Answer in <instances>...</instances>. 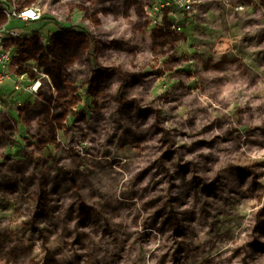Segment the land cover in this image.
Here are the masks:
<instances>
[{
    "label": "rangeland",
    "instance_id": "374dc122",
    "mask_svg": "<svg viewBox=\"0 0 264 264\" xmlns=\"http://www.w3.org/2000/svg\"><path fill=\"white\" fill-rule=\"evenodd\" d=\"M197 1L58 0L19 49L0 264H264V0Z\"/></svg>",
    "mask_w": 264,
    "mask_h": 264
},
{
    "label": "built area",
    "instance_id": "2783aa9c",
    "mask_svg": "<svg viewBox=\"0 0 264 264\" xmlns=\"http://www.w3.org/2000/svg\"><path fill=\"white\" fill-rule=\"evenodd\" d=\"M156 5V10H163L169 7H175L177 11L185 14H190L194 10V5L197 0H152ZM242 9V8H240ZM0 12L9 15L6 9L0 8ZM11 14L23 22H38L42 19V10L38 7H24L15 6ZM176 17V16H175ZM177 18L171 29L175 32H180L182 27L179 25ZM20 34L15 29H2L0 30V114L5 113V109L9 104L7 94L2 90L3 85L8 80H12L15 73L23 69L22 65H17L13 59L12 46L13 41L19 38ZM32 72L37 73L36 68H30ZM25 74H22L20 79L14 78L13 91L15 93L22 92L25 94L35 95L40 89V82H35L33 85L27 86L23 81Z\"/></svg>",
    "mask_w": 264,
    "mask_h": 264
},
{
    "label": "crops",
    "instance_id": "0c3cea01",
    "mask_svg": "<svg viewBox=\"0 0 264 264\" xmlns=\"http://www.w3.org/2000/svg\"><path fill=\"white\" fill-rule=\"evenodd\" d=\"M43 1L44 0H0V8L6 9L9 12V15H5L0 12V30L15 29L20 34L19 38L13 41L14 44L12 46V53H13L12 55H13L14 62H17V61L21 63L24 62V63H29L31 65V62L29 61H32L33 60L32 58H30L29 60L27 59V57L17 58V53H21L19 49H25L28 43H43L44 44L45 39H48L49 35L56 36L58 34L57 27L55 24L57 22V19L53 17V13L57 9L56 6L58 5V0H47L48 6H49V9L47 10L48 16L44 15L42 19L38 22H29V23L23 22L11 14L15 6H19L21 8L30 7V6L35 7V6L44 4ZM179 12L181 13V15L184 14L181 11ZM52 23L55 24V28H52V30H48L47 33L49 34H45L43 30V26L49 27L50 24ZM258 30L260 32L264 30V22L258 26ZM21 72L22 71L15 73L13 78L20 79L22 74L19 76V73ZM13 86H14V81L11 80V81H6V83L2 87V90L7 94L8 99H9V104L7 107H9L10 105L12 106L14 105L15 98L17 99L20 96H23L22 92L15 93L13 91ZM12 106H10L11 111H12L11 109ZM6 109H5V112H6Z\"/></svg>",
    "mask_w": 264,
    "mask_h": 264
}]
</instances>
